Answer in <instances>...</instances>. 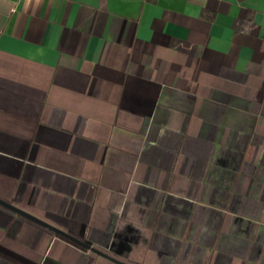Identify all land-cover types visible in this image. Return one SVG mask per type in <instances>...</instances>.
<instances>
[{"label": "crops", "instance_id": "1", "mask_svg": "<svg viewBox=\"0 0 264 264\" xmlns=\"http://www.w3.org/2000/svg\"><path fill=\"white\" fill-rule=\"evenodd\" d=\"M0 264H264V0H0Z\"/></svg>", "mask_w": 264, "mask_h": 264}, {"label": "water", "instance_id": "2", "mask_svg": "<svg viewBox=\"0 0 264 264\" xmlns=\"http://www.w3.org/2000/svg\"><path fill=\"white\" fill-rule=\"evenodd\" d=\"M0 205H2L4 207H6V208L18 213V214H20V215H22V216H24V217L36 222V223H38V224H40V225H42L44 227H47L48 229L52 230L55 234L70 240L74 244H76V245H78V246H80V247H82V248H84L86 250H94V248H92V247H90V246H88V245H86V244H84L82 242H79V241L67 236L65 233L61 232L60 230H58V229H56V228H54L52 226H49L48 224H46L44 222H41L40 220H38V219L34 218L33 216L27 214L26 212L20 210L18 207L14 206L13 204H10V203H7V202H4V201L0 200Z\"/></svg>", "mask_w": 264, "mask_h": 264}]
</instances>
